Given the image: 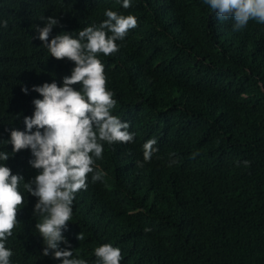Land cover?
Wrapping results in <instances>:
<instances>
[{
  "label": "trees",
  "instance_id": "1",
  "mask_svg": "<svg viewBox=\"0 0 264 264\" xmlns=\"http://www.w3.org/2000/svg\"><path fill=\"white\" fill-rule=\"evenodd\" d=\"M104 8L137 18L114 53L99 54L113 114L135 135L106 144L97 161L106 175L77 192L65 233L73 254L94 264L92 248L108 241L121 264H264V24L234 31L202 0H131L128 9L119 0H0V139L31 113L38 94L21 86L59 82L71 67L32 38L40 17L59 19L53 34L75 35ZM150 137L158 151L143 161ZM28 157L25 149L7 161L25 179ZM32 200L25 192L11 259L57 264L40 252Z\"/></svg>",
  "mask_w": 264,
  "mask_h": 264
},
{
  "label": "clouds",
  "instance_id": "2",
  "mask_svg": "<svg viewBox=\"0 0 264 264\" xmlns=\"http://www.w3.org/2000/svg\"><path fill=\"white\" fill-rule=\"evenodd\" d=\"M128 9L131 0H119ZM214 10L218 20H232L234 31L245 27L249 20L264 24V0H202ZM103 19L92 22L73 35L69 30L53 34L60 25L56 16H41L32 38L43 44L49 56L70 62L69 73L39 84L21 86L31 99L32 110L23 116V127L5 128L6 139L0 145H11L8 151L0 146V264H14L13 248L8 238L19 223L18 213L25 205V192L32 197L31 215L39 217L33 225L42 245L40 252L50 255L57 264H89V260L73 254L71 240L65 235L73 218V201L87 182L101 180L106 173L97 161L102 159L105 145L132 142L135 133L129 123L113 114L117 101L106 86L104 64L99 54L108 56L119 48V41L137 24L131 12L104 8ZM7 20L0 18V28ZM154 137L142 145L143 161L158 151ZM27 150L28 166L34 174L25 179L7 161L20 150ZM243 164L249 162L244 160ZM145 231H148L145 228ZM83 240L84 233L76 232ZM94 264H121L119 246L105 241L92 248Z\"/></svg>",
  "mask_w": 264,
  "mask_h": 264
},
{
  "label": "bare ground",
  "instance_id": "3",
  "mask_svg": "<svg viewBox=\"0 0 264 264\" xmlns=\"http://www.w3.org/2000/svg\"><path fill=\"white\" fill-rule=\"evenodd\" d=\"M138 153H139V152H138ZM142 160H143V159H142ZM142 160H141V161H142ZM142 172H143V171H142ZM131 173H132V172H131ZM143 173H144V172H143ZM131 175H133V173H132ZM137 175H138V173H137ZM140 175H142V173H140ZM139 177H140V176H139ZM139 177H138V179H139ZM140 178H141V177H140ZM143 178H144V177H143ZM130 179H132V178H130ZM127 181H128V180H127ZM133 182H134V181H133ZM133 182H132V183H133ZM135 184H136V183H135ZM75 200H76V199H75ZM76 204H77V202H76ZM96 204H97V203H96ZM100 204H101V203H100ZM97 207H99V205H98ZM100 208H101V207H99V209H100ZM99 209H98V210H99ZM95 210H96V209H95ZM100 210H101V209H100ZM100 210H99V211H100ZM91 215H92V214H91ZM89 217H90V216H89Z\"/></svg>",
  "mask_w": 264,
  "mask_h": 264
}]
</instances>
